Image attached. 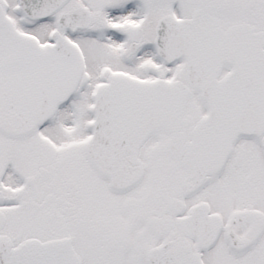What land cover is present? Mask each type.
<instances>
[{
  "label": "snow or ice",
  "instance_id": "1",
  "mask_svg": "<svg viewBox=\"0 0 264 264\" xmlns=\"http://www.w3.org/2000/svg\"><path fill=\"white\" fill-rule=\"evenodd\" d=\"M0 264H264V0H0Z\"/></svg>",
  "mask_w": 264,
  "mask_h": 264
}]
</instances>
